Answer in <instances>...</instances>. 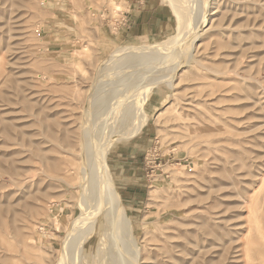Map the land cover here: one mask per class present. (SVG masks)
Listing matches in <instances>:
<instances>
[{
    "label": "rangeland",
    "instance_id": "1",
    "mask_svg": "<svg viewBox=\"0 0 264 264\" xmlns=\"http://www.w3.org/2000/svg\"><path fill=\"white\" fill-rule=\"evenodd\" d=\"M202 2L188 66L151 86L167 64L125 66L119 47L164 41L169 3L0 0V264H264V0ZM139 4L146 16L123 34ZM134 97L148 116L139 131L122 116ZM85 134L91 153L110 148L132 233L109 225L104 237L101 214L68 251L80 200L96 204L79 187Z\"/></svg>",
    "mask_w": 264,
    "mask_h": 264
},
{
    "label": "bare ground",
    "instance_id": "2",
    "mask_svg": "<svg viewBox=\"0 0 264 264\" xmlns=\"http://www.w3.org/2000/svg\"><path fill=\"white\" fill-rule=\"evenodd\" d=\"M164 2L169 3L172 7V10L175 12L174 14H176V17L178 20L177 32L173 35L167 36L166 39L162 42H152V43L141 45L139 47H136V46L135 47H130V46L119 47V50L122 51L118 54V56H119L118 61L120 64L123 63L125 65V64L132 63V64L136 65L134 67H138L139 65H147L150 63H151V65H152V63H154V66L156 64L159 65L160 63L161 64L162 63L167 64L166 65L167 72L165 74H163L161 77L155 78V79H152L151 81H149L151 86L155 85L156 83L161 81V78H164V77H168L169 82L175 81L174 77H175L176 71L179 68V66H181L182 64H184V65L187 63L189 64L191 57H192V55H191V52H192L191 49L192 48L191 47L198 41V39L202 35L200 33H197L198 27H200L201 25H203V23H205V20H203V16L205 15L206 9L205 10L203 9V6H202L203 2L201 4V0H164ZM115 5H116L117 9L120 6L117 3ZM193 15H195V17H193ZM193 18H195V21H193ZM184 42H186L184 44L185 48L179 49L181 47V44ZM177 47H178V49H177ZM176 49L180 50V52L177 53ZM155 62H156V64H155ZM132 64L131 65L129 64L130 65L129 67H131V66L133 67ZM188 64L186 65V67L188 66ZM144 68H142V69H144ZM147 68L148 67H146L145 70ZM149 69H150V67H149ZM155 70H157V69H155ZM99 71H100V73H99L100 76H101V74H103L105 72L104 68H101ZM142 80H140V83L144 82V80L143 81ZM99 83L95 84V88H96V85H98V86L100 85ZM98 86H97V88H99ZM139 87L140 86L138 85V89H139ZM94 97H96V96H94ZM99 98H100V96H99ZM102 98H100V99L102 100ZM138 98L134 97V102H133L134 104L131 106H128L129 108L127 107V110L129 109L128 111L125 109L127 112H124V113L120 112V113H122V114L126 113L125 115H122L124 117L125 116L129 117V116L135 115L136 118L138 119V121L140 122V123H137L139 125V124H143L144 122L147 123L148 116L146 115L144 110H142V105L139 102ZM92 100H93V102H92ZM92 100H91V103L93 104L96 101V99L92 98ZM124 100H125V98H124ZM99 104H101V103H99ZM93 105L95 106L96 102ZM109 105H110V103H109ZM122 116H121V118H122ZM124 120H126V119L124 118ZM116 122L117 121H114L115 124H116ZM85 125L84 126L87 128V131L89 132V130H90L89 123L87 122ZM141 126L142 125H139L137 127V125H136L135 127H137L138 129L137 128L136 129L139 131ZM113 127L115 128V126H113ZM131 130H133V129H131ZM133 131H135V130H133ZM98 132H99V130H98ZM129 133H131V132H129ZM87 134H85L84 139H83L84 150L85 151L87 150L86 152L83 151L85 153V154H83V159L86 158V156H87L86 161H88L89 166L86 168H83L84 166L82 164V165H80V167H77L79 169L78 170V172H79L78 179L79 180L81 179V181H82L79 184V187L81 190H84L86 193L87 192H90L91 194L94 193L93 196L89 197V198H91L90 200H92V202H93V199L96 201V202L94 201L96 204L93 202L96 205V207H94L95 205L89 203V200H87L88 198L83 199L81 197L82 200H80V205L82 207V213L78 216L74 225H72V230H71L72 232L69 236L67 235L68 238L65 242V246H66V249L68 251H70V250L73 251L74 248H77V247H78L79 251L81 250V248L84 246V243H86L95 234L94 231L98 225L99 217L101 214L104 215L105 221H106V222H104V225L102 228L103 234H105L109 225H116L117 229L120 227V228H123L126 231H128L130 234L132 233V225H131V222L126 215V212H125L123 206L115 198H113L114 193H115V188H114L112 181H111V175L109 173V167H108V163H107V154H108L110 148L108 146V148H105V150L103 152L100 151V153L99 152H97V153L92 152L91 153L90 151H92V148L89 147V145H86V142H85V139L90 137ZM122 136H124V135H122ZM109 142H107V145L110 144ZM75 163L76 162H72L71 164L74 165ZM77 165H78V163L76 164V166ZM66 180H67V182H69L70 178L68 177V179H66ZM90 204L93 206L92 208L94 209L93 210L94 212L92 211L89 213V212H87V209L89 208ZM91 215H93V218ZM53 220H54L55 225H57V226L60 225L59 215H53ZM84 225L86 226V231L85 230L82 231L83 230L82 229L81 234H79L80 237H78V235H76V234H78V232L76 233L75 230L78 226L79 227L82 226V228H85V227H83ZM74 232H75V234H74ZM105 236H107V235L105 234L104 237ZM104 237L101 238L100 243L97 246V251H99L100 255L102 254V251H103L102 247H104V246H102V245H104V242H105ZM127 237H128V235H127ZM110 238H112V235L110 236ZM82 239H84V241H81ZM120 241H121V239H120ZM112 242H114L113 239H112ZM67 255L69 256V252ZM67 255H65V256H67ZM78 255H80V254H78ZM84 259H87L86 255H84ZM43 264H45V262ZM58 264H64L63 258H61V260Z\"/></svg>",
    "mask_w": 264,
    "mask_h": 264
},
{
    "label": "crops",
    "instance_id": "3",
    "mask_svg": "<svg viewBox=\"0 0 264 264\" xmlns=\"http://www.w3.org/2000/svg\"><path fill=\"white\" fill-rule=\"evenodd\" d=\"M164 1V0H163ZM139 2H142V1H139ZM166 3V2H165ZM124 4V3H123ZM139 8V9H135V8ZM144 6H142L141 4L139 5H135L134 8L131 7V10L128 11V15L127 17L130 19V24L127 28L123 29L122 30V33L125 34L131 27H135L137 25V21L138 20H143V18L146 16V11L144 12L143 9ZM175 13V12H174ZM175 16V21H176V30L174 32L177 31V26H178V20H177V17H176V14H174ZM174 32H171L169 33L168 35H172ZM167 35V36H168ZM152 41H150L148 38H140L137 40V42H135L134 44H144V43H150ZM157 42V41H156ZM134 44H132L131 46H134Z\"/></svg>",
    "mask_w": 264,
    "mask_h": 264
},
{
    "label": "built area",
    "instance_id": "4",
    "mask_svg": "<svg viewBox=\"0 0 264 264\" xmlns=\"http://www.w3.org/2000/svg\"><path fill=\"white\" fill-rule=\"evenodd\" d=\"M127 23H128V19H127V16L125 15V16H123L121 18V21L119 22V25L125 24V26H126Z\"/></svg>",
    "mask_w": 264,
    "mask_h": 264
}]
</instances>
